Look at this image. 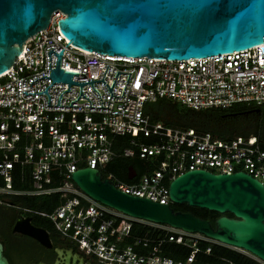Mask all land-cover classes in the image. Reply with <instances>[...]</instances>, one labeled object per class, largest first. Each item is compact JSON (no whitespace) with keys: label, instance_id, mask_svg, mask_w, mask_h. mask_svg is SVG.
Returning a JSON list of instances; mask_svg holds the SVG:
<instances>
[{"label":"built area","instance_id":"2783aa9c","mask_svg":"<svg viewBox=\"0 0 264 264\" xmlns=\"http://www.w3.org/2000/svg\"><path fill=\"white\" fill-rule=\"evenodd\" d=\"M63 16L54 11L47 27L24 42L0 75V204L47 218L60 238L100 264H194L196 254H209L215 241L100 203L74 183L72 173L83 167L101 172L121 156L154 161L156 168L135 172L129 181L101 174L122 192L160 204L170 203V181L187 170L244 171L264 185V148L257 137L223 139L152 121L143 110L147 102L164 98L195 110L264 106V42L183 60L109 55L72 45L57 24ZM57 62L72 73L73 84L52 79ZM117 135L130 136L131 147L115 149ZM15 180L28 187L14 188ZM53 194L60 200L50 211L15 205L8 197ZM134 223L164 235L134 233ZM200 241L208 244L201 248ZM167 243L190 252L174 259L166 253Z\"/></svg>","mask_w":264,"mask_h":264},{"label":"water","instance_id":"95a60500","mask_svg":"<svg viewBox=\"0 0 264 264\" xmlns=\"http://www.w3.org/2000/svg\"><path fill=\"white\" fill-rule=\"evenodd\" d=\"M56 10L64 14L57 24L72 45L102 54L183 60L264 42V0H0V75ZM71 76L58 62L51 71L54 81L73 84ZM133 176L130 168L128 178ZM72 179L89 197L124 214L202 233L264 264V185L244 171L187 170L170 181L168 204L122 192L97 168H79ZM171 203L219 216L212 225L191 212L175 211ZM12 231L52 246L48 232L33 225L29 215L20 216ZM0 264H9L1 242Z\"/></svg>","mask_w":264,"mask_h":264},{"label":"trees","instance_id":"16d2710c","mask_svg":"<svg viewBox=\"0 0 264 264\" xmlns=\"http://www.w3.org/2000/svg\"><path fill=\"white\" fill-rule=\"evenodd\" d=\"M144 113L149 115L152 121H162L166 125L176 127H193L199 131L210 132L216 137L230 139L237 135L255 136L258 138L261 147L264 148V106H255L251 103H237L227 108L212 107L207 109L195 110L192 108L181 106L176 101L170 99H157L152 102H147L144 105ZM131 137L128 135H117L115 137L114 148L122 150L125 147H131ZM142 142H151L150 138H141ZM137 150L136 147H133ZM157 164L154 161L140 159L137 156L117 157L108 162L104 169H101L103 175L106 172L113 173L117 178L129 181V169L132 168L138 175L146 172L148 169L156 168ZM14 188L28 187V183L14 181ZM11 202L21 207L50 211L59 202L57 194L45 196H26V195H10L8 196ZM172 208L183 212H191L193 215L209 220L211 223L219 216V213L204 208L188 206L187 204L171 203ZM0 207H10L16 212L13 221L21 216L22 213L31 217V223L48 231L50 238L61 240L53 224L45 217L33 213H25L12 206L1 205ZM232 216L231 213H226ZM2 218L10 221L8 216ZM11 228V225H10ZM9 229L0 226V242L5 245L7 243V234ZM133 232L137 234L149 233L153 236H162L164 231L151 227L147 224L134 223ZM69 243L73 244L69 241ZM208 242L200 241L198 245L204 248ZM6 250L3 249L5 255ZM190 252L189 248L184 246H175L173 243L166 244L167 255L174 259H183ZM194 264H262L256 259L230 247L212 243L211 252L205 254L198 252Z\"/></svg>","mask_w":264,"mask_h":264},{"label":"flooded vegetation","instance_id":"af4514ba","mask_svg":"<svg viewBox=\"0 0 264 264\" xmlns=\"http://www.w3.org/2000/svg\"><path fill=\"white\" fill-rule=\"evenodd\" d=\"M15 214L16 212L10 207H0V226L9 229L6 249L2 243L9 264H65L67 259L69 264H100L95 258L84 255L75 244L69 243L68 240L53 241L50 238L52 246L45 247L27 235L12 231L13 224L18 219L13 221ZM4 215L10 218V223L7 218H2ZM211 224L214 225V222ZM57 249L61 251V254Z\"/></svg>","mask_w":264,"mask_h":264},{"label":"rangeland","instance_id":"374dc122","mask_svg":"<svg viewBox=\"0 0 264 264\" xmlns=\"http://www.w3.org/2000/svg\"><path fill=\"white\" fill-rule=\"evenodd\" d=\"M241 252V251H240ZM245 254V253H244ZM246 255H248V256H250L251 257V255H249V254H246Z\"/></svg>","mask_w":264,"mask_h":264}]
</instances>
